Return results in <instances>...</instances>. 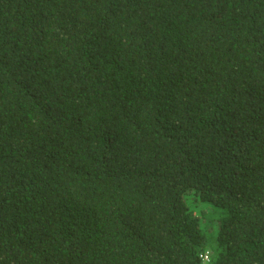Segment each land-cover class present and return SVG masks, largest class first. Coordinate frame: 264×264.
Here are the masks:
<instances>
[{"label":"trees","instance_id":"obj_1","mask_svg":"<svg viewBox=\"0 0 264 264\" xmlns=\"http://www.w3.org/2000/svg\"><path fill=\"white\" fill-rule=\"evenodd\" d=\"M206 250L264 264V0H0V264Z\"/></svg>","mask_w":264,"mask_h":264},{"label":"built area","instance_id":"obj_2","mask_svg":"<svg viewBox=\"0 0 264 264\" xmlns=\"http://www.w3.org/2000/svg\"><path fill=\"white\" fill-rule=\"evenodd\" d=\"M200 257H201V264H212L208 250L201 252Z\"/></svg>","mask_w":264,"mask_h":264},{"label":"rangeland","instance_id":"obj_3","mask_svg":"<svg viewBox=\"0 0 264 264\" xmlns=\"http://www.w3.org/2000/svg\"><path fill=\"white\" fill-rule=\"evenodd\" d=\"M195 207V206H194ZM195 208H197L196 209V211H197V214H199V210L201 209V208H203L200 204L198 205V206H196ZM202 216V215H201ZM200 216V217H201ZM201 221H203V223H204V221H205V218H203V217H201ZM209 219V218H208ZM216 220V219H215ZM214 229H216V227L214 228ZM212 233V235H214V233L213 232H211Z\"/></svg>","mask_w":264,"mask_h":264}]
</instances>
